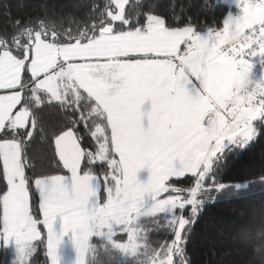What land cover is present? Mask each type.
Returning <instances> with one entry per match:
<instances>
[{
	"label": "snow or ice",
	"instance_id": "obj_1",
	"mask_svg": "<svg viewBox=\"0 0 264 264\" xmlns=\"http://www.w3.org/2000/svg\"><path fill=\"white\" fill-rule=\"evenodd\" d=\"M234 3L222 26L175 2L168 14L145 0H87L55 21L4 5L0 243L14 240L19 264H38L40 253L60 264L65 236L76 264H190L205 204L264 185V175L220 178L230 153L264 135V74L254 71L264 73V0ZM232 32L244 35L234 46ZM244 73L254 86L236 92ZM50 109L63 117L52 129ZM38 138L44 161L31 154ZM261 232L264 216L243 227L246 248L264 245Z\"/></svg>",
	"mask_w": 264,
	"mask_h": 264
},
{
	"label": "trees",
	"instance_id": "obj_2",
	"mask_svg": "<svg viewBox=\"0 0 264 264\" xmlns=\"http://www.w3.org/2000/svg\"><path fill=\"white\" fill-rule=\"evenodd\" d=\"M87 0H0V19L8 4L14 16L36 17L42 11H47L50 18L63 19L69 12L77 14L73 4H84ZM156 4L159 10L170 14L169 5L175 2L184 5L185 12L209 25L222 26L223 19L229 11L236 9L225 5L221 0H145ZM46 5L47 8H42ZM179 11V8H177ZM83 10H79L82 15ZM45 126L49 129L60 124L63 117L56 109H50L43 114ZM32 147L33 157L44 161L50 155L45 141L37 139ZM264 175V135L244 150L230 153L224 163L221 179L228 183H241ZM186 183L189 181H185ZM4 184L0 182V191ZM236 191V190H233ZM243 195L227 197V193L216 195L205 204L196 223L192 227L187 245L190 264H264V245L255 251L246 248L242 240L244 226L252 225L253 220L264 216V185L253 184L248 190L241 191ZM36 197H34L35 201ZM153 240H162L163 236L154 234ZM258 239L264 241V232ZM38 264H44L45 257L38 255ZM0 264H19V259L11 248L0 249Z\"/></svg>",
	"mask_w": 264,
	"mask_h": 264
},
{
	"label": "rangeland",
	"instance_id": "obj_3",
	"mask_svg": "<svg viewBox=\"0 0 264 264\" xmlns=\"http://www.w3.org/2000/svg\"><path fill=\"white\" fill-rule=\"evenodd\" d=\"M221 2L225 5H228L232 8H235L236 11L233 13L238 12V8L235 6L234 0H221ZM264 74V73H263ZM244 192L241 191H232L229 194H227V197H237L243 195ZM67 247V249H65ZM72 248H75L73 242L70 240V238L67 240L66 244L65 242H62L59 250L58 255L60 258V264H76L77 255L72 251ZM17 258L19 259V252L15 253Z\"/></svg>",
	"mask_w": 264,
	"mask_h": 264
},
{
	"label": "clouds",
	"instance_id": "obj_4",
	"mask_svg": "<svg viewBox=\"0 0 264 264\" xmlns=\"http://www.w3.org/2000/svg\"><path fill=\"white\" fill-rule=\"evenodd\" d=\"M244 39V35L242 32H232L228 35L226 39V43L230 45H237ZM255 81L251 78L250 75L244 73L241 75L240 78L234 80L232 82L231 87L236 91L239 92L243 89H248L254 86ZM257 252H264V249H257Z\"/></svg>",
	"mask_w": 264,
	"mask_h": 264
},
{
	"label": "crops",
	"instance_id": "obj_5",
	"mask_svg": "<svg viewBox=\"0 0 264 264\" xmlns=\"http://www.w3.org/2000/svg\"><path fill=\"white\" fill-rule=\"evenodd\" d=\"M150 103L149 104H146L145 106H144V110L145 111H149L150 110ZM148 173H147V171H142L141 173H140V178H141V180H147V178H148ZM62 228H63V222H62V220H60L59 218L57 219V221H56V223L54 224V229H55V231L59 234L60 232H62ZM69 239V237L68 236H65L64 237V239H63V242H65V244H66V242H67V240ZM1 248H11L13 251H14V253H17V251H18V249H17V246H16V244H15V242H14V240L13 241H9L8 243H6V244H4V243H0V249ZM65 249H67V247L65 248ZM72 251L77 255V253H76V249L75 248H72ZM77 258V257H76Z\"/></svg>",
	"mask_w": 264,
	"mask_h": 264
},
{
	"label": "built area",
	"instance_id": "obj_6",
	"mask_svg": "<svg viewBox=\"0 0 264 264\" xmlns=\"http://www.w3.org/2000/svg\"><path fill=\"white\" fill-rule=\"evenodd\" d=\"M254 71L256 72V74H257L258 76L261 75V74H263V73H262V70H261V67H260V65H258V64H257L256 68L254 69Z\"/></svg>",
	"mask_w": 264,
	"mask_h": 264
}]
</instances>
